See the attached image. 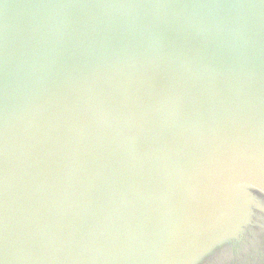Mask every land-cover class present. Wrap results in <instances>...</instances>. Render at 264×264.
Wrapping results in <instances>:
<instances>
[{"label": "water", "instance_id": "obj_1", "mask_svg": "<svg viewBox=\"0 0 264 264\" xmlns=\"http://www.w3.org/2000/svg\"><path fill=\"white\" fill-rule=\"evenodd\" d=\"M0 264H264V0H0Z\"/></svg>", "mask_w": 264, "mask_h": 264}]
</instances>
